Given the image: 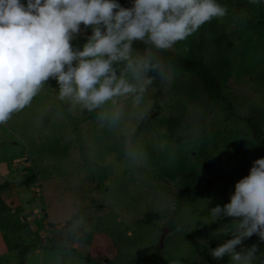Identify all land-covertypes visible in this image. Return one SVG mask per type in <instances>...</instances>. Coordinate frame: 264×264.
Wrapping results in <instances>:
<instances>
[{
    "label": "rangeland",
    "instance_id": "1",
    "mask_svg": "<svg viewBox=\"0 0 264 264\" xmlns=\"http://www.w3.org/2000/svg\"><path fill=\"white\" fill-rule=\"evenodd\" d=\"M217 2L226 15L169 50L201 59L238 116L227 119L222 101L207 99L194 74L165 68L168 79L158 76L139 107L131 96L119 98L118 122L99 119L111 102L81 110L61 101L50 79L30 106L0 124V211L15 213L39 240L24 251V264H86L69 247L93 264H230L210 250L231 238L221 232L234 218L214 221L210 209L230 202L235 184L264 158L247 122L264 141V0ZM200 150L214 161L183 190L180 173ZM15 234L11 221L0 224V264L16 263ZM252 244L264 252L255 235L245 241Z\"/></svg>",
    "mask_w": 264,
    "mask_h": 264
},
{
    "label": "clouds",
    "instance_id": "2",
    "mask_svg": "<svg viewBox=\"0 0 264 264\" xmlns=\"http://www.w3.org/2000/svg\"><path fill=\"white\" fill-rule=\"evenodd\" d=\"M226 12L217 0H132L127 8L118 0H0V124L30 106L50 79L57 82L58 98L81 110L111 102L115 107L99 119L118 122L119 98L131 96L139 107L157 76L168 79L165 68L170 73L171 66L155 53ZM82 35L86 42L74 46ZM134 42L145 46L143 53ZM210 214L214 221L234 218L221 232L231 238L210 250L213 259L264 264L259 245H245L254 235L264 243V158L235 184L230 202Z\"/></svg>",
    "mask_w": 264,
    "mask_h": 264
},
{
    "label": "trees",
    "instance_id": "3",
    "mask_svg": "<svg viewBox=\"0 0 264 264\" xmlns=\"http://www.w3.org/2000/svg\"><path fill=\"white\" fill-rule=\"evenodd\" d=\"M123 0H118L119 3H122ZM83 28V25H82ZM87 35H91V29H88ZM86 42L85 36H81L78 40L76 47H82V44ZM133 47L138 49L141 53H143L145 46L140 42H134ZM155 55L163 61L165 65H170L171 68L178 71H186L194 74V76L199 80L202 89L206 94V98L210 100H220L225 106L226 109V118H230L231 116H238L232 110L231 103L222 95V86L219 80L213 75L210 69L206 66V64L201 59H189L182 55L173 53L170 50H162L159 53H155ZM149 75L156 76V73L150 72ZM158 81L157 78L153 81L151 86H156ZM248 126L250 128L251 137L257 143L262 151H264V141L261 138V131L254 124L253 121L248 120ZM214 158L204 152L198 151L196 155V161L193 165L185 168L180 173V179L178 181L179 186L183 190H188L192 187L206 172L210 165L213 163ZM33 180V176H29L25 179V183L29 184ZM15 213L10 212H1L0 211V224H6V221H11V224L14 225V231L17 238V261L15 264H24V251L30 247L31 245H35L39 240L29 237L25 231V223H20L18 218L14 215ZM89 234V233H87ZM191 246L194 251L198 253V255L204 259L209 260L208 254L206 252L205 246L200 245L198 242L191 240ZM67 251L75 256L76 258L83 260L86 264H93V257L88 254H82L76 251L74 248H67ZM157 264H166L163 260H158Z\"/></svg>",
    "mask_w": 264,
    "mask_h": 264
}]
</instances>
